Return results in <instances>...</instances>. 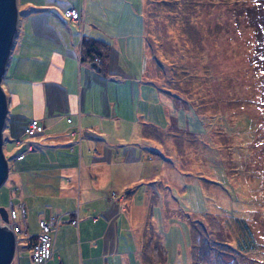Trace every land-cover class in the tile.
<instances>
[{
  "label": "rangeland",
  "instance_id": "rangeland-1",
  "mask_svg": "<svg viewBox=\"0 0 264 264\" xmlns=\"http://www.w3.org/2000/svg\"><path fill=\"white\" fill-rule=\"evenodd\" d=\"M134 6L142 30L134 39L136 53L143 49L141 61L169 101L167 109L158 101L159 121L169 114L173 130L159 124L156 174L127 186L108 184L101 193V211L91 210L90 204L82 208L83 200L65 201V209L79 202V217L85 221L77 231L67 212L62 216L59 228L69 224L72 229L68 246L59 242V251L71 250L69 264H81L79 251L82 264H192L195 244L198 258L219 264L209 246L224 249L223 241L234 243L241 231L234 215H244L264 233V199L263 204L255 200L264 196V108L259 106L264 72L255 66L258 58L250 61L252 51L264 54V8L256 33L252 23L242 20L236 33L226 0H134ZM138 25L136 20L135 29ZM0 85L4 90L2 78ZM22 115L15 112L5 122H16L18 130ZM1 132L8 170L0 184V205L7 208L9 199L17 198L9 184L14 149L4 127ZM95 212L100 213L98 227L91 219ZM206 212L218 215L222 224L210 235L202 231L210 230ZM26 224L32 226L33 220L27 217ZM23 237V229L16 232L19 261L31 264ZM249 254L236 255L237 264H251ZM221 255L225 260L232 256L225 249Z\"/></svg>",
  "mask_w": 264,
  "mask_h": 264
},
{
  "label": "crops",
  "instance_id": "crops-1",
  "mask_svg": "<svg viewBox=\"0 0 264 264\" xmlns=\"http://www.w3.org/2000/svg\"><path fill=\"white\" fill-rule=\"evenodd\" d=\"M16 6L19 31L1 78L9 109L6 117L15 112L23 115L18 130L9 119L3 127L13 140L9 184L17 198L12 201L24 205L20 230L30 248L39 216L55 213L62 219L67 212L66 219L79 231L78 225L85 221L79 217L80 204L65 209L66 200H83L82 208L90 204L91 210L99 212L101 193L108 184L127 186L155 175L158 127L173 130V119L169 121L166 113L159 121L158 101L165 109L169 101L156 85L155 75L147 72V62L141 61L143 49L138 47L136 53L134 39L142 30L140 17L133 15L134 0H16ZM69 7L79 17L65 15ZM83 34L108 43L105 71L79 58ZM31 118L37 127L19 135ZM21 137L33 146L23 148L24 143L15 141ZM18 151L21 155L16 157ZM98 214L91 215L97 227L101 225ZM26 216L33 220L32 226H27ZM65 225L70 230L64 224L59 228V222L53 229L51 255L45 264H69L74 258L66 247L72 228ZM59 242H66L63 255ZM17 245L13 254L19 260Z\"/></svg>",
  "mask_w": 264,
  "mask_h": 264
},
{
  "label": "trees",
  "instance_id": "trees-1",
  "mask_svg": "<svg viewBox=\"0 0 264 264\" xmlns=\"http://www.w3.org/2000/svg\"><path fill=\"white\" fill-rule=\"evenodd\" d=\"M226 2L227 10H229V17L231 18L230 24L232 28L235 29L236 33H239L240 31L238 29L239 20H242L244 22L246 21V23L248 24L252 23L254 25V31L256 33L257 21L262 18L261 11L264 8V0H226ZM255 39V43H257L258 37L256 36ZM107 47L108 43L105 40L83 34L79 42V58L86 60L94 68L103 72L106 70L107 65ZM253 53L255 58L254 60L251 59L250 61L255 63H257V61H260L255 66L256 68H259L261 72H264V54H261L257 51L256 54L255 51H252V54ZM256 58H258L259 60L255 61ZM259 84L260 87L264 88V75L261 76ZM259 106H262L264 108V100L259 102ZM262 111L264 115V110ZM262 128L264 129V123ZM261 145L263 146L262 150H264V142ZM263 199L264 196H259V198H256L255 200L259 204H263ZM235 216V220L241 225V227L239 225L241 231L236 233V238L233 244L223 241V243L227 247H225L224 249L228 251V253L232 256L225 260L221 255L224 249H219L212 244V246H209V250L212 253V258L219 260V264H237L235 256L250 251L249 258L251 260V264H264V233L256 231L259 227H255L251 222H248L244 215L240 214V216L234 215V217ZM205 217L207 218V221H209L207 225L210 229L206 230L204 227H202V231L205 235H210L211 231L219 230L222 227L221 220L218 215H212L211 213L206 212ZM213 241L215 243L219 242L215 238H213ZM194 246L195 244H193V249H191V258L194 259L192 264H194V262L196 264H208V257L198 258V254L194 249ZM195 247L197 248V245Z\"/></svg>",
  "mask_w": 264,
  "mask_h": 264
},
{
  "label": "water",
  "instance_id": "water-1",
  "mask_svg": "<svg viewBox=\"0 0 264 264\" xmlns=\"http://www.w3.org/2000/svg\"><path fill=\"white\" fill-rule=\"evenodd\" d=\"M18 10L16 0H0V80L16 32ZM7 101L0 85V184L7 174L8 165L2 150V128L5 121ZM7 221L6 208L0 205V264H13L11 258L15 249V234L4 223Z\"/></svg>",
  "mask_w": 264,
  "mask_h": 264
},
{
  "label": "built area",
  "instance_id": "built-area-1",
  "mask_svg": "<svg viewBox=\"0 0 264 264\" xmlns=\"http://www.w3.org/2000/svg\"><path fill=\"white\" fill-rule=\"evenodd\" d=\"M64 14L71 17H79L78 11L74 7H69L64 10ZM67 120L69 117L66 118ZM36 121L34 118L28 120L23 128L24 134L30 133L36 128ZM17 143H24L25 149L31 148L32 142L27 141L24 137L15 139ZM21 152L15 153L16 157H19ZM7 221L4 223L14 232L15 234V244H16V232L21 229V223L24 221V205L22 202H13L9 200L8 206L6 208ZM61 219L60 215L55 213H50L45 216H39L37 218L38 230L35 237L30 241V261L31 264H45V261L51 255V239L52 230L55 228L56 224ZM17 255V253H16ZM14 264H23L18 259H16Z\"/></svg>",
  "mask_w": 264,
  "mask_h": 264
}]
</instances>
